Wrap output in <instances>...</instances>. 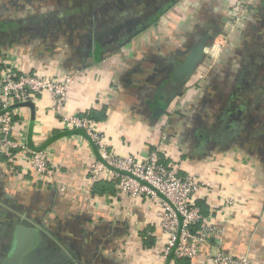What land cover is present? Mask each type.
<instances>
[{"label":"crops","instance_id":"obj_1","mask_svg":"<svg viewBox=\"0 0 264 264\" xmlns=\"http://www.w3.org/2000/svg\"><path fill=\"white\" fill-rule=\"evenodd\" d=\"M236 4L0 0V70L7 59L44 76L77 73L69 111H105L98 127L110 151L122 157H148L168 125L169 162L182 175L203 178L207 186L198 201L224 228L209 248L264 264V1L253 4L239 30L232 26ZM214 29L230 36L221 64L206 75L205 53L179 86L175 73ZM160 108L166 112L157 116ZM16 110L29 148H49L60 171L45 183L13 153L0 154V252L11 249L21 218L76 264H175L163 256L162 207L120 195L114 181H103L93 194L90 166L98 151L83 133L59 126L49 96L35 109ZM206 124L212 125L208 144L198 136ZM207 247L192 264H206ZM50 249L47 243L38 254Z\"/></svg>","mask_w":264,"mask_h":264},{"label":"built area","instance_id":"obj_2","mask_svg":"<svg viewBox=\"0 0 264 264\" xmlns=\"http://www.w3.org/2000/svg\"><path fill=\"white\" fill-rule=\"evenodd\" d=\"M257 1L261 0H237V12L232 19L234 30H239L242 20ZM215 31L217 30H212L210 34ZM229 40L230 36L222 32L212 39L206 49V75L221 64ZM1 64L0 154L13 153L18 165L24 170L37 173L45 183L55 182L60 169L51 162L49 148H29L25 140L24 125L16 117V106L32 103L36 107L40 97L47 95L59 126L68 131L82 130L96 147L98 158L90 166L92 184L114 181L120 195L131 200L146 198L162 207L160 226L167 237L163 250L165 259L174 257L175 260H194L208 246L206 264H251L246 257H233L223 251L213 252L209 248L210 240L220 237L224 228L214 225L211 215H205L203 207L197 204L207 186L203 178L182 175L179 167L169 162L172 157L166 148V143L170 141L168 125H163V143L148 157L119 156L110 151L106 135L98 127V123L84 113L69 111V94L76 82L77 73L51 77L25 71L7 59ZM209 126L206 124L203 130ZM229 207H235L234 198L230 199Z\"/></svg>","mask_w":264,"mask_h":264},{"label":"water","instance_id":"obj_3","mask_svg":"<svg viewBox=\"0 0 264 264\" xmlns=\"http://www.w3.org/2000/svg\"><path fill=\"white\" fill-rule=\"evenodd\" d=\"M219 32L221 31L218 29L213 34L208 33L205 39L193 49L182 66L177 70L174 79L178 82L179 86L188 80L196 67L204 60L206 49L210 46L214 36ZM21 106L35 109L32 103H25ZM165 112L163 108H160L157 110L156 115H163ZM19 218L17 217V219ZM47 243L51 245L50 252L40 257L38 254L40 248ZM44 261L50 264H56L57 262L60 264H76L54 239L48 237L40 229L29 223L27 219L20 218L15 227L11 249L1 264H41Z\"/></svg>","mask_w":264,"mask_h":264},{"label":"trees","instance_id":"obj_4","mask_svg":"<svg viewBox=\"0 0 264 264\" xmlns=\"http://www.w3.org/2000/svg\"><path fill=\"white\" fill-rule=\"evenodd\" d=\"M104 112L105 111H90L89 113H85L86 116L90 117L94 122L96 123H99V121H102V119H104ZM66 132H81L84 134V132L82 130H74V131H68V130H65ZM216 133V131H215ZM208 134L211 135L209 132H199L198 136L200 138L203 139V142L204 141H207L209 138H208ZM104 182L101 181L99 183H95L94 184V188H93V194H97V191H101V185L103 184ZM198 205H200L201 207H203L204 209L206 208L204 205H205V202H201V201H198L197 202ZM172 259V258H171ZM175 261V264H192V260H188V259H181V260H175L174 257L173 259Z\"/></svg>","mask_w":264,"mask_h":264},{"label":"flooded vegetation","instance_id":"obj_5","mask_svg":"<svg viewBox=\"0 0 264 264\" xmlns=\"http://www.w3.org/2000/svg\"><path fill=\"white\" fill-rule=\"evenodd\" d=\"M211 127H212V125H210L209 128L206 129V130H204L203 132H209V130H210ZM206 143L208 144L209 141H207ZM8 249H10V247L7 248L6 250H5V249H2V251L0 252V264H1V262L4 260V257L7 256L8 253L6 254V252H7ZM8 251H9V250H8ZM51 262H52V261H51ZM56 264H60V263L57 262Z\"/></svg>","mask_w":264,"mask_h":264}]
</instances>
